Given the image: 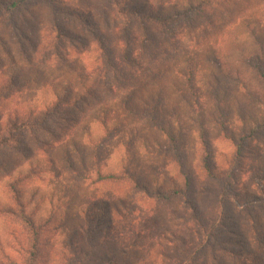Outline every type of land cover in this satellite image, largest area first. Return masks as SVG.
Masks as SVG:
<instances>
[{"label": "rangeland", "instance_id": "obj_1", "mask_svg": "<svg viewBox=\"0 0 264 264\" xmlns=\"http://www.w3.org/2000/svg\"><path fill=\"white\" fill-rule=\"evenodd\" d=\"M14 1L0 0V206L30 200L39 246L24 264H64L71 244L87 253L99 236L115 243L82 264H264V240L237 211L249 209L264 236V0L220 10L208 40L228 51L224 71L204 41L146 43L138 15L105 7L114 0H22L7 9ZM183 2L122 4L150 13ZM125 31L137 37L132 45L119 43ZM56 89L79 102L62 108ZM205 161L219 179L208 178ZM176 188L169 201L156 198ZM193 203L205 221L222 205L218 236L184 219ZM10 223L0 215L1 261L9 233L26 228L35 238L23 220Z\"/></svg>", "mask_w": 264, "mask_h": 264}, {"label": "trees", "instance_id": "obj_2", "mask_svg": "<svg viewBox=\"0 0 264 264\" xmlns=\"http://www.w3.org/2000/svg\"><path fill=\"white\" fill-rule=\"evenodd\" d=\"M122 1L123 0H114V4L111 5V7H114L113 9L109 5L108 6L106 5L105 7L110 9L111 12H113V14L114 12L115 13L117 12L119 15H122L125 18L135 17L138 15L141 26L144 29L143 33H145L146 43L150 41V43H153V44L157 43V45L162 46L163 42L162 40H159V39L163 36L164 38L166 36L167 38L165 39H167V41L169 42H174L179 39L183 40L185 39V37H191L190 40L194 41L197 45L201 43L202 41H204L205 43H203L202 46H204L205 51L210 55L211 61L215 63L221 70L224 71L225 65H224L223 56L226 53H228V51L227 52L224 51V48L222 47L220 43H217V44L212 43L210 40H208L209 39L208 37L210 36V31L218 30L219 24L215 22V19H217L219 16L221 17V15H219L221 13L220 10L223 9L225 5L228 4L231 0H185V2H183L184 5L175 6L166 11H161V10L151 11L150 10L151 11L150 13H147L146 11L139 12L136 6L129 5L126 7L124 4H122ZM20 3H22V0L14 1L9 6H7V9L17 8ZM116 7H118V9H116ZM212 17L214 18V20ZM130 19L131 18H129L128 20ZM149 24H150V29H149ZM116 28H118V26H116ZM153 28L157 29V33L154 32ZM129 33L130 32L127 31L125 34L126 40H123V41L120 40L121 42L119 43H123L125 41L126 45H128V43L132 45L134 43V40L137 37L133 33H130V34ZM222 40H224L223 36H222ZM142 42L143 41L141 40V43ZM111 67L113 68L112 65ZM190 71L191 73L196 72V66L195 65L191 66ZM189 74L190 72H187L186 74L187 77L185 78L187 81V85L192 87L193 78H191L192 75H189ZM54 93L58 100V103L61 105L62 108H64L67 105L77 104L79 102L78 99H80V98L78 99L74 98L76 100L73 101L72 97L68 95L69 93H68V90L66 89L64 90L56 89ZM82 98H84V95L82 96ZM262 124H264V120H263V123L259 124L257 127L262 126ZM257 127H255V130L253 131L251 130L252 133H256ZM247 129L248 128H245V130ZM248 134H245V137H248L249 136ZM171 137L174 138L173 135ZM240 141H244V137H241ZM205 168L208 171L207 176L209 179L211 180L219 179L215 169L211 166L210 162L205 161ZM227 185L230 186L231 184H227ZM187 187L190 188L191 191H193L191 180L187 181ZM146 193L148 194L147 191ZM162 193H159V195L156 196V198L161 197L164 201H169L171 199V196L178 195L179 191L176 188L170 194H168L167 192L166 193L162 192ZM29 201L30 200L25 201L20 196V197H16L12 199V203L8 202L4 206H0L1 217L6 219L10 225L17 224V223H14V224L10 223L12 218L23 220L24 223L27 225V227L33 230V233L35 234V238L32 240L31 238L27 236L26 228H20V230H14L13 232L9 233L10 239L8 240V243H6L7 250L5 249L4 252L2 253L4 258L2 261L0 260V264H24L28 256L35 257L37 259L38 253H37V250H35V247L37 248L39 246V245H36V242L39 241L38 237L40 234L38 233V230H37L38 225L36 224L35 218L26 214V207H28L30 204ZM219 204H225V199H221L219 201ZM195 205L193 203V205L188 206L191 209V216L190 214H186L184 219L187 220L189 223L192 219L195 229L198 227L205 231L212 230L213 234L211 237L218 236L217 233H221L218 231V227L223 226V224H225V222L223 221L224 212L219 211V208L222 205L220 207L218 206L212 211L208 210V215H209L208 217L210 218L207 221H205L203 217V215H207V214L199 209H195ZM109 210H110V207H104V209L101 211L109 212ZM215 211L220 212V215H222L221 219L220 217L219 218L217 217L219 216V213ZM237 211H239L238 216L241 222L246 223V225L249 227V230L252 233V236L255 237V239L257 240H260V239L264 240L263 231L261 230L260 226L256 222V218L253 217L252 212L249 211V209L246 211H244L243 209L242 210L238 209ZM49 213L50 214H49V218H47V221H50V219L52 218L51 212ZM109 218L113 220L112 217H109ZM89 228L88 229L86 228V232H87V235L91 236L93 234L92 233L93 230L91 229L89 231ZM95 239H96V242L90 243L91 250L88 251L87 253L79 252L75 248L76 245L74 243L71 244L70 245L71 252H69L68 254H66L67 253L66 252L63 255L64 261H65L64 264H82L85 261L86 262L93 261L96 255L97 248L103 249L105 244L115 243V240H106V238H102V236L101 237L99 236V238L96 237ZM226 242L227 241H225V243ZM207 244L208 245L206 246L208 247L210 246L211 252H212L214 243L213 244L207 243ZM27 246L29 247V249ZM221 249L226 253L228 252L227 253L228 255H232L233 257L235 256L234 250H231L227 246H222ZM11 251L16 252L17 254L16 258H14L13 253ZM17 258H20L19 262Z\"/></svg>", "mask_w": 264, "mask_h": 264}]
</instances>
